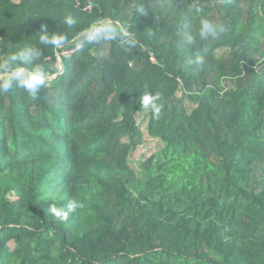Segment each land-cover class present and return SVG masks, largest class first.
Returning a JSON list of instances; mask_svg holds the SVG:
<instances>
[{
  "label": "trees",
  "instance_id": "1",
  "mask_svg": "<svg viewBox=\"0 0 264 264\" xmlns=\"http://www.w3.org/2000/svg\"><path fill=\"white\" fill-rule=\"evenodd\" d=\"M98 19L135 47L76 48ZM33 44L55 78L0 94V264H264V0H0V60Z\"/></svg>",
  "mask_w": 264,
  "mask_h": 264
},
{
  "label": "clouds",
  "instance_id": "2",
  "mask_svg": "<svg viewBox=\"0 0 264 264\" xmlns=\"http://www.w3.org/2000/svg\"><path fill=\"white\" fill-rule=\"evenodd\" d=\"M136 11L141 15H147L144 7H138ZM64 24L71 28L77 24V19L72 14H68L64 18ZM225 32L226 27L222 23H214L207 18L200 20L198 35L201 40L219 39ZM36 36L39 45L52 46L57 49L64 46L69 40V36L64 32L49 34L47 25L44 24L40 26ZM101 41H119L121 46L135 47V40L123 27H117L112 22L99 19L79 34L75 39V46L76 48H84L86 45ZM188 42L195 43L191 37H189ZM41 56V48L33 44L25 45L17 52L0 60V94L8 93L15 87L24 89L33 99L37 98L40 90L48 83V70L40 62ZM195 63L201 64L203 60L197 58ZM139 100L143 108L152 111L154 115L160 112L157 103L158 96L146 93L141 95ZM79 207L81 205L78 202L69 200L62 206L55 203L51 204L47 212L61 222H66Z\"/></svg>",
  "mask_w": 264,
  "mask_h": 264
},
{
  "label": "rangeland",
  "instance_id": "3",
  "mask_svg": "<svg viewBox=\"0 0 264 264\" xmlns=\"http://www.w3.org/2000/svg\"><path fill=\"white\" fill-rule=\"evenodd\" d=\"M221 54V51L219 53L218 51V56H220ZM50 79H54L55 76H51L49 77ZM142 130L144 133L145 132V127L144 125L142 126ZM144 146L140 147V149L138 151H136L134 154H132L131 158H132V164L134 167H139V165L142 164V157L144 155L146 156H149L150 154H155L158 152V149L160 147V145L158 144L157 141H153L151 139H145V142H144ZM11 246L14 247V243H11Z\"/></svg>",
  "mask_w": 264,
  "mask_h": 264
},
{
  "label": "water",
  "instance_id": "4",
  "mask_svg": "<svg viewBox=\"0 0 264 264\" xmlns=\"http://www.w3.org/2000/svg\"><path fill=\"white\" fill-rule=\"evenodd\" d=\"M50 78H48V80H49Z\"/></svg>",
  "mask_w": 264,
  "mask_h": 264
}]
</instances>
